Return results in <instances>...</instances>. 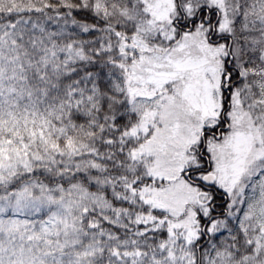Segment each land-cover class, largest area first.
<instances>
[{
  "label": "snow or ice",
  "instance_id": "6c2138e0",
  "mask_svg": "<svg viewBox=\"0 0 264 264\" xmlns=\"http://www.w3.org/2000/svg\"><path fill=\"white\" fill-rule=\"evenodd\" d=\"M0 264H264V0H0Z\"/></svg>",
  "mask_w": 264,
  "mask_h": 264
}]
</instances>
